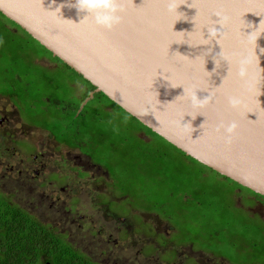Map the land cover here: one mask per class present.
Masks as SVG:
<instances>
[{
	"label": "water",
	"instance_id": "1",
	"mask_svg": "<svg viewBox=\"0 0 264 264\" xmlns=\"http://www.w3.org/2000/svg\"><path fill=\"white\" fill-rule=\"evenodd\" d=\"M70 3L0 0V12L88 80L96 88L89 99L104 93L186 155L264 197V0H180L179 16L162 0H127L110 30ZM60 5L61 17L53 12ZM193 87L208 101L199 114L184 93ZM232 123L227 142L222 125Z\"/></svg>",
	"mask_w": 264,
	"mask_h": 264
},
{
	"label": "trees",
	"instance_id": "2",
	"mask_svg": "<svg viewBox=\"0 0 264 264\" xmlns=\"http://www.w3.org/2000/svg\"><path fill=\"white\" fill-rule=\"evenodd\" d=\"M39 57L47 58L57 67L40 65L37 63ZM1 60H5L6 64L4 69L0 65V79L5 73L8 88L0 89V92L14 98L26 113L38 110L41 115H48L49 119H43L39 124L50 129V123L53 122L59 129L54 132L57 138L68 133L71 139H79L81 134H90L94 139L111 126L132 129V138L137 143H132L130 148L132 162L130 158L128 161L132 165V186L125 192L132 193L129 198H132L134 205L140 203L147 210L161 215L175 231H189L194 238L195 234L201 235L203 232L207 239L220 243L221 237L231 230L225 217L230 216L233 209L235 200L232 195L236 188L262 197L186 155L103 93L94 98L104 99L105 103L101 107H96L97 102H89L80 112V100L73 102L74 84H85L89 91H94L95 87L0 12ZM0 84L3 82L0 81ZM88 95L86 93L85 96ZM105 105H110L113 111L107 110ZM114 110L121 116H110ZM99 142L92 145L91 149ZM64 143L73 144L68 139H64ZM123 143L117 141L111 145L120 147ZM92 153L90 157H93ZM119 158H122L121 155ZM105 163L110 165L107 161ZM206 173L220 177L219 183L207 185ZM222 189L228 191L227 196H217ZM157 196L158 201L155 199ZM230 198L233 202H230ZM180 216H183V221ZM244 218L247 222L250 220L246 216ZM52 233L46 231L43 234L35 220L22 216L10 206L0 209V264H45L47 262L42 260L45 256L52 264H94L79 250L56 238L59 235ZM192 237L186 241L196 245ZM199 237L196 239L200 242ZM215 254L231 261L223 253ZM244 255L240 264H255L248 254Z\"/></svg>",
	"mask_w": 264,
	"mask_h": 264
},
{
	"label": "flooded vegetation",
	"instance_id": "3",
	"mask_svg": "<svg viewBox=\"0 0 264 264\" xmlns=\"http://www.w3.org/2000/svg\"><path fill=\"white\" fill-rule=\"evenodd\" d=\"M43 119L49 116L26 113L0 92V209L10 206L32 218L43 234L54 232L94 264L125 263L126 255L134 264H232L183 241L159 214L122 196L111 175L114 165H123L116 155L91 158L59 142L39 124ZM232 198L264 228V198L240 188ZM40 209L58 216L45 222ZM42 260L52 264L46 256Z\"/></svg>",
	"mask_w": 264,
	"mask_h": 264
},
{
	"label": "rangeland",
	"instance_id": "4",
	"mask_svg": "<svg viewBox=\"0 0 264 264\" xmlns=\"http://www.w3.org/2000/svg\"><path fill=\"white\" fill-rule=\"evenodd\" d=\"M37 63H39L40 65H46L50 67L57 66L55 63L51 62L50 60L44 57H41V58L39 57L37 59ZM5 64H6L5 60L0 61V65H2L1 68L4 69ZM2 75H3V79H0V81H2L3 84H0V89L4 90L6 87L8 88V80L6 79L5 73H2ZM72 91L74 92L73 102L80 100L81 104L85 100L89 99L90 93H94V91H89V89L85 86V84H81L80 82H77L74 84ZM84 92L85 94H83ZM86 93H89V95L85 96ZM100 93L102 92L95 93L93 98L89 99L88 103L97 102L96 107H101V105L105 103L104 99H94L95 95L100 94ZM47 102L48 104L50 103L49 101ZM105 107L107 108V110L110 109V111H113L110 108V105L109 106L105 105ZM110 116L120 117L121 115L116 110H114V113H110ZM109 122L113 123V121H109ZM50 126H51L50 130L56 132V130L54 129L56 128V126L53 122L50 123ZM58 131L59 129H57V132ZM131 132H132V129H129L127 126L121 127V128L111 126V127L105 128V130L101 133V136H97L94 139L91 138L90 134L89 135L81 134L79 139H76V138L71 139V136L67 133V134L58 135V141L64 142V139H68L70 142L73 143V145L76 148L77 146L80 147L83 153H85L86 155H89L90 153H92V150H96V151H93L95 155L92 153L93 157L91 158H100V159L111 158L113 155H116L119 158L121 155L122 158L120 159L122 160L123 158H132L131 156L132 152L130 148H132V143H137L136 139L132 138ZM141 137L147 140L145 136H141ZM120 138H123V139H120ZM117 141L119 142L122 141L124 143L120 145V147H117L116 145H111ZM98 142L99 144H97L94 149H91V146ZM133 156H134V153H133ZM113 171H111L112 179L114 183L116 184V186L118 185L117 189L120 191V194L122 196H127V197L132 196V193L128 194L125 192V190H127L128 187L132 186V167L126 171L124 165L122 166H120V164L119 166L114 165ZM125 174L126 175L131 174L130 179H128ZM204 175L206 176L205 180H206L207 185L211 186V183L218 184L220 181V177L215 176L214 174L206 173ZM237 189L239 188H236V190ZM227 195H228V191L227 190L224 191L222 189L221 194L217 196L224 197ZM155 199L158 201L159 196L155 197ZM230 202H233L231 198H230ZM232 205H233V209L230 211V216L225 217L226 221L229 222L231 225V230L230 232H228V234H225L221 237L220 243L217 242L216 240L207 239L205 234L201 231H200L201 235L195 234L196 238L197 236H200L199 237L200 242L196 238L192 237L189 231H183V233L180 232L178 236L181 237L180 239H184L183 241L188 240L190 237H192L196 245L200 249H203L205 251H209L212 253H223L224 255L231 258L232 264H240V261L245 256L244 254H248L251 261H253L255 264H264V228L263 226L260 227L258 223L252 221L250 218H249L250 220L247 222L246 219L244 218L245 215L242 213V211L237 209L234 206V204ZM37 215L40 217V219H42L45 222H51L58 216V214L55 211L43 212L41 211V209H40V213ZM180 219L183 221L184 220L183 216H180ZM175 240H179V237H176ZM175 240H173V242ZM126 256L127 257L124 259L126 262L125 263L122 262L121 264H134V259L129 257V255H126ZM120 260H121V257H120Z\"/></svg>",
	"mask_w": 264,
	"mask_h": 264
},
{
	"label": "clouds",
	"instance_id": "5",
	"mask_svg": "<svg viewBox=\"0 0 264 264\" xmlns=\"http://www.w3.org/2000/svg\"><path fill=\"white\" fill-rule=\"evenodd\" d=\"M53 2H55V0H53ZM126 2L127 0H71L70 6L74 7L78 14H84L82 19L91 17L96 25L110 30L121 23L123 19L122 13L126 11ZM162 3H164L169 14L179 16L182 13L178 11L182 4L180 0H162ZM61 7H63V5L58 6L56 10L53 11L59 17H61L58 15ZM245 74L246 69L242 65L239 69V75L243 78ZM198 92L199 89L196 87H193L191 90L184 89V93L190 101L192 108L197 110L199 114V110L202 109L208 101L198 95ZM229 102L232 107L237 106L234 100L230 99ZM222 128L226 141L231 142L236 130V124L222 125Z\"/></svg>",
	"mask_w": 264,
	"mask_h": 264
},
{
	"label": "crops",
	"instance_id": "6",
	"mask_svg": "<svg viewBox=\"0 0 264 264\" xmlns=\"http://www.w3.org/2000/svg\"><path fill=\"white\" fill-rule=\"evenodd\" d=\"M43 66H45V65H43ZM4 94V93H3ZM5 96H7L10 100H11V102L12 103H14L15 105H17L19 108H21V109H23V110H25L24 109V107L20 104V103H18L17 101H15L14 100V98H12L10 95H8L7 93H5L4 94ZM26 111V110H25ZM55 130H56V132H57V129L56 128H54ZM54 137H56V134L54 133V131H53V134H52ZM57 138V137H56ZM120 159V158H119ZM131 159V162H132V158H130ZM121 160V159H120ZM129 158H123L121 161L123 162V165L125 166V170L127 171L129 168H131L132 167V165L129 163ZM126 175V174H125ZM127 176V178L128 179H130V176H131V174H127L126 175Z\"/></svg>",
	"mask_w": 264,
	"mask_h": 264
},
{
	"label": "bare ground",
	"instance_id": "7",
	"mask_svg": "<svg viewBox=\"0 0 264 264\" xmlns=\"http://www.w3.org/2000/svg\"><path fill=\"white\" fill-rule=\"evenodd\" d=\"M45 264H48V262H47V263H45Z\"/></svg>",
	"mask_w": 264,
	"mask_h": 264
}]
</instances>
